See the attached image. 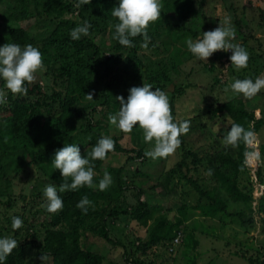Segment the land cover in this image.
<instances>
[{
	"label": "rangeland",
	"instance_id": "rangeland-1",
	"mask_svg": "<svg viewBox=\"0 0 264 264\" xmlns=\"http://www.w3.org/2000/svg\"><path fill=\"white\" fill-rule=\"evenodd\" d=\"M39 1L36 0L33 5L27 6L22 0H0V28L6 34H9V30L12 28H23L29 35L35 34L36 37L47 33L44 23L32 15L36 14L35 7L39 8L41 3L49 4L50 0ZM53 1H55L53 5L56 10L68 3L73 7V11L64 13V18L83 21L77 15L79 8L77 2L73 3L72 0ZM108 1L117 2V0ZM194 1L195 10H199V16L194 18L195 20L188 19L189 26L187 28L190 31L198 29L197 36L194 37L191 33H187L185 36L181 35L180 38L174 39V35L173 37L166 32L151 34L154 31L153 28L152 31L150 28L152 22L148 26V35H152V41L148 43H152L158 49L157 52H154L155 54H150V51L148 54L158 63L163 60L167 63V60L172 57L183 60L180 69H173L172 65L169 67V77L172 83L166 86L164 93L168 97L173 119L176 122L189 121L188 131L181 134L180 138L184 147L190 146L192 150L196 151L195 156H192L191 153L186 154L185 165L177 164L182 160L179 147L165 157L153 159L146 156L145 152L152 150L155 141L145 142L143 130L136 126L131 132L120 135L121 130L109 120L110 115L118 112L120 105L116 107L115 111H111L112 107L103 106L99 104L100 99L99 102H96L92 98V100H86L85 105L81 106L82 111L88 109V111H92V114L95 113L94 116H109L107 121L108 125L112 127L111 134L120 135L119 143L129 149L126 152L110 153L98 169L103 171L107 166L123 165L120 182L124 185L122 195L124 207L129 211L137 209L138 198L145 201L151 208L154 207L153 217L146 224L140 222L130 212L114 219H108L110 237L112 240L120 241L125 248L109 243L102 236L93 235L90 230L86 231L80 239V245L100 256V261L97 264H131L130 259L135 257L150 259L155 264H256L257 260H264V213H260L258 210L259 198L264 197V88L251 97H246L242 93H234L228 88V85L235 79L250 78L254 81L257 77L264 78V0ZM160 3L163 9V1L160 0ZM113 7L104 8L99 0H91L90 9L84 13L86 17L96 18L99 27L105 28L97 36L93 35L96 42L109 44L102 47L101 50L105 59H112L113 56L119 54L112 46L115 39L111 43L109 38V29H114L118 22V19L111 15ZM19 11L25 12L29 16L23 17ZM203 13L208 16L207 22L204 21ZM42 16L44 18V15ZM42 16L40 15V17ZM225 17L229 18V26L234 31L230 42L242 46L248 52V61L251 58L249 62L247 61L246 67L238 71L234 68L229 60L230 49L226 52V56L216 60L212 71L208 70L210 57L207 61H200L195 56L184 60L183 57L191 53L187 48L186 41L201 37L203 31L212 30L219 23L223 25ZM238 19L242 35L246 37L245 41H242L236 32ZM219 51L222 52V50ZM145 52H147L146 49H139L137 56H143ZM127 53V50L121 53V59L115 64V68L120 69L121 66H126ZM129 73L130 67L122 76L124 84L121 86L120 96L125 98L129 88L134 86L132 80H129L131 78ZM36 74L33 82L37 80L44 91L50 92L52 85L49 83L51 81L44 75V69H39ZM38 76L39 79H37ZM181 90L183 93L179 95ZM0 92H3L7 97L2 103L9 101L12 93L3 85L0 87ZM232 97L241 98L246 108L254 112L255 118L262 119L258 133L252 134L253 150L247 154L245 168L241 170L239 176V186L253 199V226L248 231L238 225L234 218L227 217L223 213L214 217L202 215L197 205L203 201L188 183V179H191L199 184H204L203 179L206 173L198 165V158L209 153L208 151H212L216 147V143H223L224 132L231 122V118L228 117L230 114L225 110L212 114L208 109L213 101L221 104ZM44 147L45 144H43ZM82 150L87 151L85 147ZM84 154L85 152H81V155ZM15 158L14 156L12 159L15 160ZM22 159L25 162L30 161L25 165L12 163L7 171L8 198L11 201L7 200L5 196H0L1 236H11L18 241V244L29 243L26 264H42L41 254L45 256L43 264H51L50 255L40 250L45 234H48V231L58 230L69 232V229L60 217V210L57 216L56 213L54 215L46 210V198L42 191L46 185L51 184L47 176L39 170L38 165L31 158L22 157ZM99 171L93 167V178L99 174ZM166 176L176 182V184H171L175 186V188L171 186L173 194L166 193ZM1 183L6 182L2 180ZM54 185L58 186L57 183ZM58 194L60 195V193ZM182 203L185 204L187 210L182 226L177 228L179 235L173 238L170 245L157 243L149 246L145 253L141 254L140 242L137 237L140 236L142 240H145L147 231L161 216L169 221L174 217H181L182 213L178 207ZM113 204L120 203L115 201L112 202ZM12 216H19L23 221L22 227L15 231L11 228ZM189 233H192L197 239V244L193 248L187 245L190 241L189 238L186 237L184 244L182 242V236ZM175 238L179 240L175 241ZM241 252L245 256H241ZM249 258L256 262L251 263Z\"/></svg>",
	"mask_w": 264,
	"mask_h": 264
},
{
	"label": "trees",
	"instance_id": "trees-1",
	"mask_svg": "<svg viewBox=\"0 0 264 264\" xmlns=\"http://www.w3.org/2000/svg\"><path fill=\"white\" fill-rule=\"evenodd\" d=\"M22 1L27 6H31L36 0ZM99 1L104 8L115 7L117 4L114 1ZM162 1L164 7L161 10L160 18L154 21L153 24L150 22L151 31L152 28L154 30L151 34L166 32L169 35H174V39H177L181 35L185 36L187 33H191L192 36L196 37V34L199 33L198 29L190 31L187 28L189 26L188 19L192 20L199 16V10H195V1ZM54 2L50 0L49 4L41 3L39 8H34L36 14L32 16H35L38 21H42L46 26L47 33L39 37H36L35 34L29 35L23 28H12L9 30V34H6L0 28V45L3 43H17L23 47L31 44L41 52L42 70L44 69V75L48 80L50 79L51 83L49 84L52 85L50 92H46L37 83V80L32 81L27 84L28 91L25 95L11 94L9 101L0 103V196H5L7 200H10L8 198L9 185L7 183L9 178H7V171L12 163L18 165L29 163L30 160L25 162L22 157L31 158L35 161L39 170L47 176L50 183L59 185L64 182V178L61 177L59 170L55 169L51 163V158L54 151L64 144L77 143L81 152H85V150H82L84 147L88 152L91 151L92 146L100 137L108 136L113 139L115 147L106 154V157L112 152H126L129 150L123 147L118 140V137L122 134L125 135V132L121 131L120 135L111 134L112 127L108 125L107 121L109 116H94L95 113L92 114V111H88V109L81 110V106L85 105L86 100H92L87 93H91L96 102H99L100 99L99 104L112 107L111 111H115L116 107L119 106L116 97L120 96L121 86L124 84L122 76L126 74L128 67H130L129 74L131 76L129 80H132L134 86L149 83L154 88H159L164 92L166 86L172 83L169 77V67L172 65L173 69H180V64L183 62L178 57L168 59L167 63L165 60L159 63L153 60L150 54H155L154 52H157L158 48L152 43H148L152 41L151 34H149L150 39L147 42L140 35L132 38L134 42L132 47L122 46L115 39L112 46L119 54L113 56L112 59H105L101 50L102 47L109 44H102L93 39V35L97 36L105 28L99 27L96 18L86 17L84 14L90 9V4L79 6L77 15L83 21H76L63 17L65 12L74 10L71 4H64L56 10L53 5ZM72 2L76 3L77 0H72ZM19 14L23 17L29 16L25 12L19 11ZM40 15H44V18ZM202 16L204 21L207 22L206 18L208 16L204 13ZM172 17L175 18L171 19ZM84 21H88L90 24L88 35L81 36L79 40L71 39L70 30ZM236 24L238 28L236 32L242 41H245L246 37L242 35L239 19ZM177 32L179 33L176 34ZM109 33L112 43L114 29H109ZM139 49H146L147 52L143 56H137ZM177 49L179 51V48ZM126 50L128 51L126 66H121L120 69L122 70L115 68V64L121 59V53ZM148 51H150V54H148ZM226 55L225 51H215L208 60L210 61L208 70L212 71L216 60ZM193 57V54L189 53L188 56L185 55L183 58L188 60ZM37 72H39V69ZM37 79H39V76ZM2 85L3 81H0V87ZM182 93L183 90L180 91L179 95ZM212 103L208 109L212 114L220 110H225L230 114L228 117L231 118V122L224 135L227 134L232 124H238L245 131L251 132V136L247 139L238 140L235 146L224 142L216 143V147L212 151H208L209 153L198 158V165L206 173L203 179L204 184H199L191 179H188V183L203 201V203L197 205L202 215L214 217L223 213L227 217L234 218L238 225L248 231L253 226V199L248 192L243 191L239 186V176L241 170L245 168L246 156L253 148L251 145L252 134L258 133V129L262 125V119H256L254 112L247 109L245 103L239 97H232L221 104L214 101ZM179 139L181 142L178 147L179 152L182 153V160L177 164L185 165L186 154L191 153L192 156H195L196 151L192 150L190 146L184 147L182 139L180 137ZM43 144H45L44 148ZM14 156L16 157L15 160L12 159ZM103 160L97 159L92 163L97 171H99V166ZM122 167L123 165L107 166L93 178L94 183L91 187L83 186L76 191L60 193L64 205L60 210V217L67 225L69 232L58 230L48 231V234H45L40 250L50 255L52 258L51 264H97L100 261V256L97 253L93 254L88 248L80 245V239L86 231L90 230L93 235L102 236L111 244L124 246L120 241L112 240L110 237L108 219H114L130 212L132 216L146 224L153 217L154 207L151 208L140 198H138L139 205L137 209L129 211L124 207L122 201L124 185L120 182L121 173H123ZM105 171L111 174L112 183L107 189L101 191L98 188V181L103 177ZM166 179V193L173 194L171 186L174 188L175 186L171 184H176V182L169 176H166ZM2 180L6 183H1ZM36 196L40 198V196ZM82 196H87L91 201L87 213L81 212L76 207ZM115 201L120 204L112 205V202ZM178 208L182 213L181 217H174L173 220L169 221L161 216L149 228L145 240H142L140 236L137 237L140 242L141 254H144L149 246L157 243L170 245L173 238L179 235L177 234L179 233L177 228L182 226V222L186 218L187 208H185L184 203L180 204ZM258 210L260 213H264V197L259 198ZM57 215H59V211L56 212ZM230 221L232 222V219ZM186 237L190 240L187 245L193 248L197 244V239L192 233L185 234L182 236L183 244ZM28 244L27 242L17 244V247L7 257L5 264H26ZM240 254L245 256L243 252ZM249 260L251 263L255 261L252 258H249ZM130 263L155 264L150 259L139 257L130 259ZM256 264H264V260H257Z\"/></svg>",
	"mask_w": 264,
	"mask_h": 264
},
{
	"label": "clouds",
	"instance_id": "clouds-1",
	"mask_svg": "<svg viewBox=\"0 0 264 264\" xmlns=\"http://www.w3.org/2000/svg\"><path fill=\"white\" fill-rule=\"evenodd\" d=\"M91 0H77V6L90 4ZM160 0H117L115 7L111 9V15L118 19L114 26V39L125 47L134 46V37L140 35L147 42L148 26L161 16ZM90 24L84 21L73 27L70 38L79 40L81 36L89 33ZM234 31L229 26V18L225 17L224 24H218L212 30L203 31V35L195 40L186 41L188 50L200 61L207 59L217 50L227 52L230 63L238 71L247 65L248 52L238 45L230 42ZM43 66L41 52L31 44L21 47L17 43H3L0 45V81L13 95H25L28 91L27 84L32 82L38 69ZM228 88L234 93H242L246 97L256 94L264 88V78L257 77L254 81L250 78L235 79ZM93 98L91 93H87ZM6 95L0 92V103L6 100ZM119 110L110 115L109 120L125 133L131 132L133 127L143 130L145 142L155 141L152 150L145 152L146 156L153 159L165 157L172 153L180 144V135L186 133L189 121H174L169 107L167 95L159 88H154L149 83L141 86H132L128 90L127 97L117 96ZM257 119V118H256ZM251 132L245 131L241 125L232 124L223 142L235 146L240 139H247ZM115 143L111 137L102 136L92 146L90 152L81 155V149L77 143L64 144L57 148L51 158V163L58 169L64 182L58 186L48 184L42 194L46 198V210L56 213L63 208V199L58 193L76 191L80 187H91L93 181L92 161L103 160L106 154L113 150ZM253 150V148H252ZM70 178V182H69ZM112 183L111 174L104 172L98 181L99 190L107 189ZM91 201L87 196H82L76 207L83 213H87ZM23 221L19 216L11 217L13 231L22 227ZM18 241L11 236H0V264H5L7 257L17 247ZM41 262L45 260L41 254Z\"/></svg>",
	"mask_w": 264,
	"mask_h": 264
},
{
	"label": "built area",
	"instance_id": "built-area-1",
	"mask_svg": "<svg viewBox=\"0 0 264 264\" xmlns=\"http://www.w3.org/2000/svg\"><path fill=\"white\" fill-rule=\"evenodd\" d=\"M178 240V238H175V241H177Z\"/></svg>",
	"mask_w": 264,
	"mask_h": 264
}]
</instances>
